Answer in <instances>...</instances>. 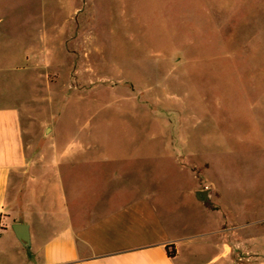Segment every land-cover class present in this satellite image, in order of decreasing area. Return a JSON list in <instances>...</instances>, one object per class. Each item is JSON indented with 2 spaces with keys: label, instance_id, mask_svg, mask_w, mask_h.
<instances>
[{
  "label": "rangeland",
  "instance_id": "obj_1",
  "mask_svg": "<svg viewBox=\"0 0 264 264\" xmlns=\"http://www.w3.org/2000/svg\"><path fill=\"white\" fill-rule=\"evenodd\" d=\"M23 3L42 7L44 79L21 116L37 127L31 147L66 154L45 157L57 183L68 191L70 178L98 182L96 171L118 167L165 199L182 235L216 232L227 215L235 235L255 241L235 259L264 261V0H0ZM26 10L8 13L5 39L16 42L2 28L0 55L30 48ZM209 187L215 214L192 196ZM219 237L206 235L197 262L233 264ZM190 255L180 248L178 263Z\"/></svg>",
  "mask_w": 264,
  "mask_h": 264
},
{
  "label": "crops",
  "instance_id": "obj_2",
  "mask_svg": "<svg viewBox=\"0 0 264 264\" xmlns=\"http://www.w3.org/2000/svg\"><path fill=\"white\" fill-rule=\"evenodd\" d=\"M26 9H35L29 19L24 15L19 21L34 27L29 33L30 48L8 46L0 55V264H217L218 255L206 263L197 262L198 249L206 235L220 236L219 241L212 242L222 245V257L233 254V264H254L235 259L237 247L251 254L255 241L251 236L235 235V228H230L228 222L230 217L218 214L221 219L216 221V232L197 231L184 236L181 232L185 226L179 230L180 225L172 224L165 214V199L155 201L144 182L123 177L126 172L118 167L107 174L96 171L98 182L81 185L70 178L68 191L63 181L57 183L53 171L44 166L45 157L58 164L66 154L31 147L37 127L31 117L24 123L21 116V108H28V102L37 98L38 82L44 79L43 52L37 47L44 41V19L42 10L38 11L42 7L27 3L0 5V31L3 28L5 42H16L14 37L5 39L6 26L11 22L8 13H24ZM75 13L73 6L71 17ZM73 162L68 161L69 172L77 166ZM83 165L81 168H85ZM112 177L121 184L112 185ZM12 180L17 183V195L10 205ZM201 190L210 191L208 203L195 198ZM192 196L206 211L218 212L219 203L211 187L193 188ZM19 213L23 221L15 217ZM15 223L28 226L29 247H23L15 238L11 231ZM168 245L173 258L167 254ZM180 248L188 249L191 255L178 263Z\"/></svg>",
  "mask_w": 264,
  "mask_h": 264
},
{
  "label": "water",
  "instance_id": "obj_3",
  "mask_svg": "<svg viewBox=\"0 0 264 264\" xmlns=\"http://www.w3.org/2000/svg\"><path fill=\"white\" fill-rule=\"evenodd\" d=\"M50 132L49 128H46L44 131V135H47ZM209 190H201L198 191L195 195V198L200 203H208L209 202ZM11 231L13 232L15 238L23 245V247H29L30 237H29V228L25 224H12Z\"/></svg>",
  "mask_w": 264,
  "mask_h": 264
},
{
  "label": "trees",
  "instance_id": "obj_4",
  "mask_svg": "<svg viewBox=\"0 0 264 264\" xmlns=\"http://www.w3.org/2000/svg\"><path fill=\"white\" fill-rule=\"evenodd\" d=\"M167 254L170 258H173L174 257V252L173 251H169L168 248H167Z\"/></svg>",
  "mask_w": 264,
  "mask_h": 264
},
{
  "label": "built area",
  "instance_id": "obj_5",
  "mask_svg": "<svg viewBox=\"0 0 264 264\" xmlns=\"http://www.w3.org/2000/svg\"><path fill=\"white\" fill-rule=\"evenodd\" d=\"M167 248L170 250L171 249V245H168Z\"/></svg>",
  "mask_w": 264,
  "mask_h": 264
}]
</instances>
